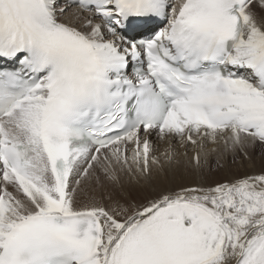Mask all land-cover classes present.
Listing matches in <instances>:
<instances>
[{"label": "snow or ice", "instance_id": "6c2138e0", "mask_svg": "<svg viewBox=\"0 0 264 264\" xmlns=\"http://www.w3.org/2000/svg\"><path fill=\"white\" fill-rule=\"evenodd\" d=\"M256 147L264 0H0V264H264V172L152 183Z\"/></svg>", "mask_w": 264, "mask_h": 264}, {"label": "bare ground", "instance_id": "6f19581e", "mask_svg": "<svg viewBox=\"0 0 264 264\" xmlns=\"http://www.w3.org/2000/svg\"><path fill=\"white\" fill-rule=\"evenodd\" d=\"M150 139L158 146L160 150H163V148L166 146L163 142L157 140L155 134H153ZM258 148L250 150V159H241L237 157L235 161H233L229 155L227 158L219 161V165L222 166H218V161L215 154L209 155L203 177H200L195 173H192L191 171L181 167L174 172H168L166 177H154L152 183L156 186H162L165 188H177L180 185L195 184L201 181L206 184H214L216 182L233 180L245 175L258 174L264 172V165L262 167H257V159L254 160V155L256 153L255 151H257ZM177 150L182 151L178 145ZM257 152L261 153L259 150ZM191 154V150L189 149V157ZM260 158H262V156ZM125 187L126 189H129L132 192V195L140 201H142L144 196L148 194L145 190H141L135 185L130 187L127 182L125 183Z\"/></svg>", "mask_w": 264, "mask_h": 264}, {"label": "rangeland", "instance_id": "374dc122", "mask_svg": "<svg viewBox=\"0 0 264 264\" xmlns=\"http://www.w3.org/2000/svg\"><path fill=\"white\" fill-rule=\"evenodd\" d=\"M256 148H258V147H256ZM258 150L261 151V153L257 152ZM258 150L255 151L256 153L254 155V160L257 159V162H256L257 167H259V166L262 167L264 165V160H263L264 159V150H261L260 148H258ZM257 154H258L259 157L257 156ZM261 156H262V158H260Z\"/></svg>", "mask_w": 264, "mask_h": 264}]
</instances>
